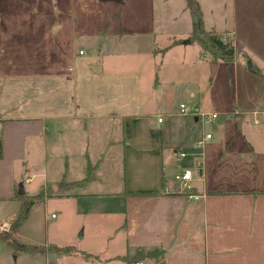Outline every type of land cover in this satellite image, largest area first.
Listing matches in <instances>:
<instances>
[{"label": "crops", "instance_id": "0c3cea01", "mask_svg": "<svg viewBox=\"0 0 264 264\" xmlns=\"http://www.w3.org/2000/svg\"><path fill=\"white\" fill-rule=\"evenodd\" d=\"M52 23V32L58 28L60 36L67 33L63 23ZM174 43L171 46L179 45ZM70 45L76 50L73 34ZM150 52L154 54V44ZM17 59L6 65L12 69L7 73L10 87L0 91V224L12 223L20 207L19 189L31 187L34 196L44 195L31 212L50 201L73 202L80 210L102 206L123 214V238L118 250L113 240L101 248L77 245L79 250L76 240L65 244L49 231L44 243H21L16 235L26 219L11 237L42 252L15 250L13 257L12 239L0 236V245L9 246H0V264H16L22 254L40 258L42 264H128L140 249L163 251L160 262L148 258L146 264H264V107L229 113L235 130L246 132L243 139L232 133L225 138L223 123L193 135L194 126L181 112H131L129 101H113L109 74L100 65L89 68L97 77L76 81L60 76L61 85L69 84L60 86V95L59 90L51 95L43 89L39 97L34 57ZM254 67H247L248 72L264 79V66ZM46 82L48 77L43 78ZM208 134L212 138L204 141ZM89 166L90 181L79 184ZM187 170L193 173L189 193L181 191L175 179ZM191 195L203 197L195 201ZM5 206H12L7 219ZM66 247L97 259L68 253Z\"/></svg>", "mask_w": 264, "mask_h": 264}, {"label": "rangeland", "instance_id": "374dc122", "mask_svg": "<svg viewBox=\"0 0 264 264\" xmlns=\"http://www.w3.org/2000/svg\"><path fill=\"white\" fill-rule=\"evenodd\" d=\"M196 1L204 29L235 46L230 82L225 63L191 40L192 18L186 0H0V57L4 56L0 58V91L10 87L7 73L11 68L6 70V65L12 59L34 57V72L40 77L35 83L39 97L58 90L60 95V86L69 85H61L60 76L77 77L76 81L97 77L89 68L100 65L109 74L108 85L114 88L112 100L121 105L129 101L131 112L154 114L158 110L182 115L180 105L184 104L188 125L194 126L193 131L190 127L193 135H199L203 128L215 130L223 123L227 125L225 138L232 133L236 139H243L246 132L235 130L229 113L264 107V79L247 68L264 66V0ZM53 21L63 23L67 33L60 36L58 28L52 32ZM72 34L76 50L70 45ZM186 41L189 44L185 45ZM173 42L180 46H171ZM66 44L70 45L68 50L62 48ZM153 44L154 54L150 52ZM47 77L49 84L42 83ZM156 81L159 84L155 87ZM5 93L9 97L10 93ZM196 110L216 113L219 118L207 124L196 122L192 116ZM250 119L248 116L247 121ZM30 188L25 187L23 195L35 199L36 191ZM72 203L50 201L46 208L42 204L33 209L19 228L17 240L44 243L49 231L65 244L76 240L79 250L78 246L101 248L107 240H113L118 250L123 214L102 206L80 210ZM10 208L3 209L5 219ZM12 232L11 223V232L0 236L12 239ZM0 246L9 249L6 243ZM43 261L22 254L16 264Z\"/></svg>", "mask_w": 264, "mask_h": 264}, {"label": "trees", "instance_id": "16d2710c", "mask_svg": "<svg viewBox=\"0 0 264 264\" xmlns=\"http://www.w3.org/2000/svg\"><path fill=\"white\" fill-rule=\"evenodd\" d=\"M187 8L190 11L192 18V33L191 40L197 42L203 52H210L215 60H222L226 67V74L229 82L232 80L231 64L234 62V57L236 53L235 46L230 42H225L220 36H218L214 31H206L204 29V22L202 18V12L199 3L196 0H186ZM176 44V43H174ZM249 68L253 70L252 66L249 65ZM0 159H2V144L0 141ZM91 166L88 167V176L87 178L79 184H85L91 179ZM189 193V192H185ZM43 193H40L35 199H30L29 197L18 195L16 198L20 201V207L15 219L12 221V229L14 232L21 226V224L28 218L31 209L36 204V202H41L43 200ZM11 239V238H6ZM11 246L16 251H21L28 254H35L42 252L41 248L19 244L16 241L11 240ZM66 252H77L73 247H66L63 249ZM78 255H81L85 259H97L90 254L84 252H77ZM163 256V251L158 249L151 250H137L133 258L128 261V264L133 262H143L145 259H154L157 262H160L161 257Z\"/></svg>", "mask_w": 264, "mask_h": 264}, {"label": "built area", "instance_id": "2783aa9c", "mask_svg": "<svg viewBox=\"0 0 264 264\" xmlns=\"http://www.w3.org/2000/svg\"><path fill=\"white\" fill-rule=\"evenodd\" d=\"M84 52L81 51L80 54L82 55ZM180 111L183 115H187V107L184 104L180 105ZM193 115H195L199 121H201L203 124H207L210 122H213L215 120H217L219 118L218 114L216 113H203V112H194ZM257 115V114H256ZM159 123L163 122V118L159 117L158 119ZM255 124H259L260 120L256 119L254 121ZM212 138L211 134L206 135L204 141L210 140ZM204 141H201L198 143L199 146H201L202 144H204ZM183 154H179V157H183ZM175 179L180 182V189L183 192H192V180H193V173L189 170L184 171L181 174L176 175ZM203 196H197V195H191L190 198L194 199L195 201L200 200V198H202ZM11 232V223L7 222V223H2L0 224V235H3L5 233H10ZM131 264H146L144 262H133Z\"/></svg>", "mask_w": 264, "mask_h": 264}, {"label": "water", "instance_id": "95a60500", "mask_svg": "<svg viewBox=\"0 0 264 264\" xmlns=\"http://www.w3.org/2000/svg\"><path fill=\"white\" fill-rule=\"evenodd\" d=\"M189 42L190 41H187V44H189ZM19 195H21V196L23 195V189H22V187L20 188Z\"/></svg>", "mask_w": 264, "mask_h": 264}]
</instances>
